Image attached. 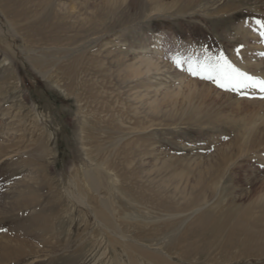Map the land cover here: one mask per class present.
<instances>
[{
    "label": "rangeland",
    "instance_id": "rangeland-1",
    "mask_svg": "<svg viewBox=\"0 0 264 264\" xmlns=\"http://www.w3.org/2000/svg\"><path fill=\"white\" fill-rule=\"evenodd\" d=\"M52 7L64 23H85V30L89 20H98L97 31L77 35L71 27L57 42L35 43L28 36L35 19L11 20L0 9V50L6 47L0 51V228L6 229L0 237L24 241L31 250L5 264H129V254L120 248L115 254L91 216L99 200L113 203V222L126 241L138 223L186 219L185 227L203 215L222 221L230 210L233 216L220 222L216 237L207 233L198 242L208 246L202 255L175 257V264H264V201L258 202L264 193V107L250 103L264 99L253 90L225 91L172 59L223 52L241 70L264 76V43L253 31L255 20H264V0H53ZM48 56L49 64L34 65ZM178 90L174 104L168 98ZM190 90L201 113L183 100ZM244 125L251 126L246 135ZM222 157L226 174L217 192L204 191L218 181L208 171H218ZM101 159L111 166L104 167L106 187L96 194L83 173ZM71 182L83 203L68 197ZM43 183L45 191H37ZM22 192L39 205L6 212ZM140 192L145 200L136 199ZM174 192L177 209L152 205ZM47 200L52 208L43 204ZM190 202L200 209L183 210Z\"/></svg>",
    "mask_w": 264,
    "mask_h": 264
},
{
    "label": "bare ground",
    "instance_id": "bare-ground-1",
    "mask_svg": "<svg viewBox=\"0 0 264 264\" xmlns=\"http://www.w3.org/2000/svg\"><path fill=\"white\" fill-rule=\"evenodd\" d=\"M32 1L33 0H7V1L0 0V9L2 13L6 17H9L11 20H14V18H20V17H24L28 15L32 18L31 20L35 19L34 21L35 25H34V31H33L34 33L28 34L30 40L34 41L35 43L49 42V41L57 42L59 33L64 32L65 30H68L71 27L76 28L77 35L80 34L81 32L97 31V28L99 26L98 20H94V19L89 20L90 26L87 30H85L83 28L85 23L75 24L76 26H73V24L64 23V19L60 15L59 10H56L54 9V7H52L53 0H41L40 2H37V3H33ZM42 1L43 3H41ZM248 22L246 23L248 26L253 24V23L248 24ZM9 26H11V24ZM245 27L246 26L240 25L239 30L243 31ZM244 32L245 34H247V36L250 34L252 35V33H250L249 30L248 32L244 30ZM245 34L243 35L242 38H244ZM5 48H6L5 46L1 47L0 51L2 52V54H4L3 49ZM125 58H126V55H123L121 59H116L117 65L122 64ZM50 61H51L50 56H48L47 58H36L33 63L36 67H42L46 64H49ZM145 62H147L146 67H149L152 65V63H148V61L146 60ZM124 66L125 68L126 67L129 68V64L124 65ZM75 68H77V66L72 65L70 68V72L73 73L74 75H77V70ZM126 76L123 77V80L128 79ZM179 91L180 90L175 91V93H173V95L168 98L170 100L174 98V102H173L174 104H176L177 102L175 97L179 95L180 93ZM183 100L186 102L187 106L190 109L197 110L198 108L200 113L201 111H203L201 104L194 103V91L192 92V90H190V92L186 96L183 97ZM250 103L259 105L260 108L264 107V101L257 100V101H252ZM259 118H262V117L259 116ZM250 132H251V126L244 125L243 135H246L247 133H250ZM122 158L124 159V161H127L128 162L127 165H129V151H125ZM226 162H227V159H225L224 157L219 158V161L216 162L217 167L219 168V169L217 168L218 171H213V169L210 168V170L208 171L209 174L213 178H218V181L214 183L212 188L203 187L204 191L211 190L213 192H217L216 188L219 186L222 179L224 178V175L226 174V171L223 170V168L225 169L224 166L226 165ZM107 164H108L107 161H104L103 159H101L100 164L95 169L88 170L83 173V178H84L83 180H85L86 185L96 194H98L99 191L102 190V188L106 187L103 181V180H106L105 176H103V170H104V167L106 168L108 167ZM31 165L33 168V164ZM37 165L40 167H44L45 166L44 160H42L39 157ZM108 165L111 166L110 163ZM127 173L129 174V171ZM44 181H47L46 177ZM200 183L201 182H197L196 185ZM74 184L75 183L70 184V186L67 187L66 189L68 193V197L71 199L77 198L78 201L83 203V200H82L83 198L80 199L81 197L79 195H76L74 192L75 191L74 188L76 187L74 186ZM46 188H47V185L43 183V186L42 185L39 186L37 191H45ZM28 190L31 191L30 188ZM204 193L205 192H202V194ZM24 194H28V195L23 196ZM175 194L176 192H174V194L172 193V195H167V198L165 200H160L156 202V204L154 203L152 205L158 211L162 209H170V208L173 209V207L174 209H177V206H179L177 203L179 202L175 200V197H176ZM144 196L145 194L143 195V193L140 192L138 195H136V199L141 200L144 198ZM149 199L151 200V198ZM258 200H259L258 202L262 201L263 203L264 193L258 196ZM35 202L37 204H34ZM13 204L15 205L10 206L9 210L6 212H11L12 210H18V211L22 210L23 211V209L25 210V209H28L29 207L33 208V207L38 206L39 202H37V199L33 195H31L30 192H22L17 197V203H13ZM43 204H45L46 206L49 205L48 207H51V208L53 206L50 200L45 201ZM112 204L113 203H111L109 200H99V202L95 203L93 208L89 210H90V213L92 214L91 216H93L94 221L98 223L100 229L102 230L103 236L104 235L106 236L115 254L117 251L116 248H120V250L124 253V255L128 256L129 254L128 256L129 264H145L146 262L147 264L148 263L149 264H175L174 262L175 257L177 259H182V260L187 259L188 260L189 257L193 254L202 255L205 252V250H207L208 246L207 247H205V245L199 246L198 242L203 241V238L206 236L207 233H211L213 237L215 238L218 233L219 226H221L220 222L225 223L228 221L230 217L233 216V212H230V210L225 211L222 217L224 219H221L222 221H218L217 220L218 218L217 217L215 218L214 216L203 215V216H200L194 222L190 223L189 225H186L185 227H183V224L186 222V219H181V220H170L169 219L168 222L166 221V223L163 222L162 224H159L160 226H157L156 224L157 227L153 226L152 224L148 225L144 223H138L133 226V228H135L134 231H137L136 234H134L129 239V241H126L124 240L125 236L122 234L123 232L121 233L120 227L113 222L112 217L114 213L112 210ZM195 205H196V202L187 203L184 206L183 210H188L194 207ZM121 206H124V205L121 204L119 208ZM125 207L129 208V204L128 205L126 204ZM199 209H200L199 206L195 208V210H199ZM44 211L46 212V211H52V210L51 209L48 210V208L46 210V208H44ZM38 216H40L38 219L40 218L43 219V210L41 211V213L37 214V217ZM121 219L125 221L126 217H123V218L121 217ZM173 219H176V218H173ZM123 224L125 225V223L121 222V225ZM39 230L40 232L43 233L47 231V227L40 228ZM113 235L119 238H123L124 243L119 244V242L116 239H114L113 237L110 238ZM164 242H167V243L164 244ZM12 243H15L16 245H13ZM177 245H182V247L185 246L184 247L185 249L179 248L180 249L179 250L178 248H176ZM157 246H162V247H157ZM26 248H27V244L24 241L9 240L7 238L0 237V264H5V263L17 260L20 257L30 254L31 250L26 249Z\"/></svg>",
    "mask_w": 264,
    "mask_h": 264
},
{
    "label": "snow or ice",
    "instance_id": "snow-or-ice-1",
    "mask_svg": "<svg viewBox=\"0 0 264 264\" xmlns=\"http://www.w3.org/2000/svg\"><path fill=\"white\" fill-rule=\"evenodd\" d=\"M255 24L257 27L253 31L258 33L260 42L264 43V20L257 19ZM240 48H243V45ZM239 51L238 48L237 53ZM260 55L264 57V52H261ZM172 59L177 67L187 63V71L191 75L198 76L202 80H209L225 91L247 95L246 90H253L260 94V99H264V76L253 75L241 70L223 52L213 56L205 50L203 58L189 56L187 58L173 57ZM0 231H6V229L0 228Z\"/></svg>",
    "mask_w": 264,
    "mask_h": 264
}]
</instances>
